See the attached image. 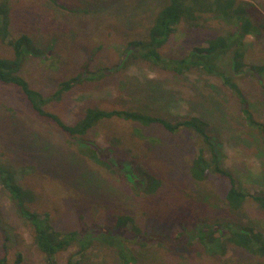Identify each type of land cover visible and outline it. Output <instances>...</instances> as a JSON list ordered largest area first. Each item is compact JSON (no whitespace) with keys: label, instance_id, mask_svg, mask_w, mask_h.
<instances>
[{"label":"rangeland","instance_id":"obj_1","mask_svg":"<svg viewBox=\"0 0 264 264\" xmlns=\"http://www.w3.org/2000/svg\"><path fill=\"white\" fill-rule=\"evenodd\" d=\"M162 1L97 0L95 5L80 2L78 8L89 9L84 15L81 11L71 14L45 0H18L13 15L15 33L30 34L45 52L42 59H28L20 75L32 89L50 95L60 82L75 76L85 62L89 63L92 72L117 66L124 54V36L135 39V35L129 38L126 34H144ZM239 1L250 7L252 20L264 24V0ZM60 3L67 8H76L72 0ZM226 29L207 19L198 28L183 20L161 54L164 58L182 57L192 47L204 46L203 40L211 34ZM245 43L247 63L264 62V30L257 37L247 36ZM0 56H11V51L1 43ZM229 57L223 68L229 65ZM226 71L230 74L229 69ZM235 80L248 100L254 121L262 126L264 134L261 86L247 75L237 76ZM94 106L141 109L170 119L202 117L210 124L211 135L221 143L222 168L234 176L243 191L264 195V144L260 130L247 122L239 103L218 78L207 77L200 70L175 76L150 64L135 62L125 69L112 71L99 82L74 88L61 101L50 103L47 110L66 124H72L80 117L82 109ZM87 138L103 148L110 147L113 139L118 140L117 147L142 146L143 153L134 152L140 154L142 163L146 162L144 168L147 167L161 182L155 196L136 195L133 184L123 176V170L110 175L90 163L84 165L81 160L70 159L75 156L71 151V140L54 123L38 117L19 89L0 83V155L17 164H41L43 169L38 176L47 184V195L56 201L54 206L58 210L54 212L50 208L53 225L63 230L85 229L83 224L89 226L93 222H100V227L110 225L114 204L128 213L145 211L147 217L139 219L138 223L143 232L154 238L162 237L156 234L161 232L148 231L147 224L161 226L159 223L164 221L158 220L157 216L172 215L173 221L165 222L171 226L172 242L177 244H150L153 238L143 236L138 240L144 241L147 249H153L151 263L253 264L251 257L237 248H229L225 256L216 261L200 251L196 253L194 248L187 249L188 237L182 241L173 239L182 228L197 225L196 220L206 219L205 222L211 224L224 217L226 211L223 197L229 186L228 180L210 176L206 184L195 185L186 175V166L198 146L193 144L188 132L168 135L157 129L114 122L91 131ZM60 172L64 173L58 178ZM53 188L61 192L59 197L51 193ZM72 197L101 203L102 208L92 209L90 202L87 212L75 210L71 205ZM41 204L45 207L44 200ZM156 209L161 212L153 213ZM237 216L243 217L242 222L264 230V209L252 202ZM190 220L194 222L189 223ZM163 245L166 248L158 247ZM192 245L199 248L195 242ZM128 246L137 254H145L138 244ZM75 251L72 247L61 253L58 264H66L68 256ZM4 255L10 264L15 263L19 255L20 264H43L42 255L33 244L30 227L19 217L14 203L0 185V258ZM114 259L112 252L95 244L88 251L86 263L113 264Z\"/></svg>","mask_w":264,"mask_h":264},{"label":"trees","instance_id":"obj_2","mask_svg":"<svg viewBox=\"0 0 264 264\" xmlns=\"http://www.w3.org/2000/svg\"><path fill=\"white\" fill-rule=\"evenodd\" d=\"M45 1L71 14H78L81 11L87 15L89 9L81 10L78 5L80 2L95 5L97 0H72L76 8H67L61 4L60 1L64 0ZM18 3V0H0V43L11 51L10 57L0 56V83L19 89L38 117L54 123L65 137L71 140L73 148L70 147L75 156L70 159L81 160L84 165L90 163L96 169L110 175L123 170V176L133 184L132 188L136 195L153 198L161 182L147 167L144 168L143 163L146 162L142 163L140 154L134 152L136 150L143 153L142 146L123 148L118 145L117 147L118 140L113 139L110 147L103 148L90 141L87 138L88 134L114 122H125L150 130L157 129L168 135L188 132L192 136L193 144L198 146L186 166V175L195 185L206 184L210 176L228 180L229 186L223 197V207L226 211L224 217L218 218L217 222L211 224L206 223V219L197 218V225L182 228L173 239L182 241L188 237L187 249L194 248L197 250L196 253L200 251L199 253L202 252L206 257H212L216 261L223 258L229 248H237L251 257L253 264H264V230L251 223L242 222L243 217L237 216L244 211L249 202L264 209V195L243 191L234 176L222 168V157L219 152L221 143L211 135V126L207 120L199 116L170 119L149 114L141 109L125 107L106 109L94 106L82 109L80 117L75 122L66 124L59 116L47 110L50 103L61 101L74 88L99 82L107 75H111L112 71L125 69L131 63L144 62L175 76H183L191 70H200L207 77L218 78L224 88L235 97L247 122L260 130L259 136L264 144L262 126L254 121L248 100L235 80L237 76L246 75L255 78L261 86L264 104V62L249 64L246 61V37H257L264 30V24L256 23L250 18V7L239 0H163L156 8L151 18V25L144 34H126L129 38L135 35V39H127L124 36V54L121 63L113 68L92 72L89 63L85 62L75 76L60 82L52 94L43 95L32 89L20 75L28 59H42L45 52L30 34L15 33L13 15ZM204 19L216 21L227 29L211 34L209 38L203 40L204 46L202 44L194 46L182 57H163L162 49L175 35L177 26L183 20L198 28L201 27ZM228 55L229 65L223 68L227 63ZM63 149L69 151L68 148ZM119 167L124 169L118 170ZM42 169L41 164H17L0 155V185L14 203L19 217L30 227L33 244L42 255L43 264H58V256L72 247H75L76 251L68 256L66 264H87L88 251L95 244L112 252L115 258L113 264H153L150 262L153 249H147L144 241L138 242L142 236L145 238L153 236L143 232L138 223L139 219L147 217L145 211L137 214L128 213L112 204L110 225L100 227L98 225L100 222H93L89 226L85 223L82 225L85 229L81 230H63L53 225L50 208L52 207L54 212L58 210L54 206L56 201L47 195V184L43 182L41 176H38ZM60 173L58 178L64 172ZM59 192L56 188L51 191L57 196L61 195ZM42 200L45 207L41 204ZM90 202L92 209L102 208L101 203L95 201L78 197L71 199L73 209L86 212ZM160 212L161 209H156L153 213ZM171 216L166 215V218L157 216L158 220L164 221L159 223L161 226L147 224L148 231H159L161 233L156 232V234L162 236L152 237L150 244H177L172 242L171 226L165 222L173 221L174 217ZM194 220H190L189 223ZM192 242H195L199 248L192 245ZM130 243L138 244L140 249L145 250V254H137L128 246ZM158 247L166 248L165 245ZM20 262L19 255L13 264ZM0 264H10L5 255L0 258Z\"/></svg>","mask_w":264,"mask_h":264}]
</instances>
